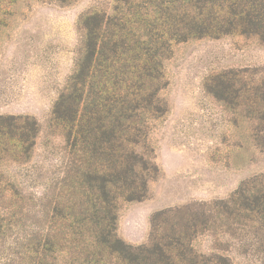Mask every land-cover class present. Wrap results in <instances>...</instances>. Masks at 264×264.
<instances>
[{
  "label": "trees",
  "instance_id": "obj_1",
  "mask_svg": "<svg viewBox=\"0 0 264 264\" xmlns=\"http://www.w3.org/2000/svg\"><path fill=\"white\" fill-rule=\"evenodd\" d=\"M16 2L0 0V10ZM78 23L80 51L51 110L63 146L53 173L34 170L40 181L29 182L41 194L24 196L5 171L31 164L37 121L0 115V264H235L234 248L264 264V174L225 200L154 214L146 244L117 235L119 204L143 201L160 174L149 138L168 113L161 93L173 47L227 36L264 45V0H112ZM204 89L254 122L255 142L264 135V70L218 72ZM204 236L216 242L208 252L196 248Z\"/></svg>",
  "mask_w": 264,
  "mask_h": 264
},
{
  "label": "rangeland",
  "instance_id": "obj_2",
  "mask_svg": "<svg viewBox=\"0 0 264 264\" xmlns=\"http://www.w3.org/2000/svg\"><path fill=\"white\" fill-rule=\"evenodd\" d=\"M112 0H17L0 10V115L34 118L39 127L31 164L9 165L22 194L32 188L38 173L49 175L63 139L52 122V105L71 75L82 39L79 18L90 10L109 12ZM264 70V45L256 38L227 36L201 39L173 47L164 63L168 82L161 95L168 113L150 134L158 178L148 185L140 202L120 203L117 235L132 246L149 241L154 214L196 203L225 200L243 182L264 174V135L251 138L254 122L241 118L204 89L205 80L235 69ZM32 176V177H31ZM23 221L33 222L26 210ZM25 227V225H24ZM216 242L198 238L196 248L208 252ZM235 264H255L233 249Z\"/></svg>",
  "mask_w": 264,
  "mask_h": 264
}]
</instances>
